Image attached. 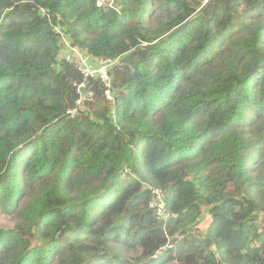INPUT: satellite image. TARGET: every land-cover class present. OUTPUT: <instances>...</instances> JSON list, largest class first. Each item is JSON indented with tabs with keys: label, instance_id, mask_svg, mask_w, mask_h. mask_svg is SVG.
<instances>
[{
	"label": "trees",
	"instance_id": "obj_1",
	"mask_svg": "<svg viewBox=\"0 0 264 264\" xmlns=\"http://www.w3.org/2000/svg\"><path fill=\"white\" fill-rule=\"evenodd\" d=\"M97 1L0 0V264H264V0Z\"/></svg>",
	"mask_w": 264,
	"mask_h": 264
},
{
	"label": "built area",
	"instance_id": "obj_2",
	"mask_svg": "<svg viewBox=\"0 0 264 264\" xmlns=\"http://www.w3.org/2000/svg\"><path fill=\"white\" fill-rule=\"evenodd\" d=\"M115 0H98L97 5L99 7H109L114 8ZM64 46L61 52V61L64 60L71 64H76L78 69L82 72L84 78L89 79H99L107 87L106 96L109 100L113 98L112 85H111V70L118 64V60H105L92 58L79 48L73 46L67 39L63 40ZM86 89V83H82L78 86V91L80 93V99L77 102V106L68 111L70 117H75L79 112L83 111V103L87 99V94L83 95L81 89ZM166 193L161 189H153V198L151 201V208L154 209L156 216L159 220L167 222L173 215L168 211L166 207ZM172 246H167L162 248L161 251H165Z\"/></svg>",
	"mask_w": 264,
	"mask_h": 264
},
{
	"label": "rangeland",
	"instance_id": "obj_3",
	"mask_svg": "<svg viewBox=\"0 0 264 264\" xmlns=\"http://www.w3.org/2000/svg\"><path fill=\"white\" fill-rule=\"evenodd\" d=\"M169 1L171 0H146L145 2L144 1H142L141 3L138 2V5L136 4V10L143 12L146 9V5L150 6L151 2H153L154 4L156 2V4H158V7H161V6L167 5ZM179 1L185 2L191 6H194L195 8H198L199 6H201V4H206L208 0H179ZM61 55H60V58H61ZM210 220H211L210 216L205 214L203 216V221L200 223V225H198V230L206 231L210 223Z\"/></svg>",
	"mask_w": 264,
	"mask_h": 264
},
{
	"label": "water",
	"instance_id": "obj_4",
	"mask_svg": "<svg viewBox=\"0 0 264 264\" xmlns=\"http://www.w3.org/2000/svg\"><path fill=\"white\" fill-rule=\"evenodd\" d=\"M81 91V93L83 94V95H86L88 92H87V90L86 89H81L80 90ZM112 93H113V96L115 95V93H116V91L114 90V88L112 87Z\"/></svg>",
	"mask_w": 264,
	"mask_h": 264
},
{
	"label": "clouds",
	"instance_id": "obj_5",
	"mask_svg": "<svg viewBox=\"0 0 264 264\" xmlns=\"http://www.w3.org/2000/svg\"><path fill=\"white\" fill-rule=\"evenodd\" d=\"M98 2V1H97ZM88 94V93H87Z\"/></svg>",
	"mask_w": 264,
	"mask_h": 264
},
{
	"label": "bare ground",
	"instance_id": "obj_6",
	"mask_svg": "<svg viewBox=\"0 0 264 264\" xmlns=\"http://www.w3.org/2000/svg\"><path fill=\"white\" fill-rule=\"evenodd\" d=\"M108 1V0H107Z\"/></svg>",
	"mask_w": 264,
	"mask_h": 264
}]
</instances>
